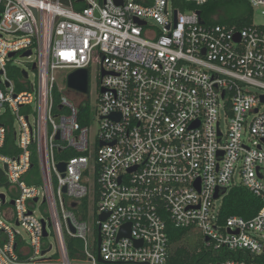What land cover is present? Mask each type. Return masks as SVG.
<instances>
[{
    "label": "built area",
    "instance_id": "2783aa9c",
    "mask_svg": "<svg viewBox=\"0 0 264 264\" xmlns=\"http://www.w3.org/2000/svg\"><path fill=\"white\" fill-rule=\"evenodd\" d=\"M207 2L0 0V187L17 191L0 194V264H167L169 224L207 249L264 254V27L205 23ZM27 51L35 83L14 66ZM91 66L95 107L56 77ZM233 187L261 202L253 218L220 221Z\"/></svg>",
    "mask_w": 264,
    "mask_h": 264
},
{
    "label": "trees",
    "instance_id": "16d2710c",
    "mask_svg": "<svg viewBox=\"0 0 264 264\" xmlns=\"http://www.w3.org/2000/svg\"><path fill=\"white\" fill-rule=\"evenodd\" d=\"M175 5L182 8L194 9L193 5H183L181 0H176ZM200 16L205 23L235 25L239 28L252 24L253 10L248 0H208L199 7ZM18 72L11 70L10 76ZM13 143V135L9 133L6 138V147ZM4 149L2 152L6 153ZM59 158V156H57ZM29 175H38V166L33 164ZM38 183V181H35ZM87 199L81 203V210H85ZM262 207L261 202L255 198L244 187H233L229 189L222 199L219 213L220 221L224 222L230 216H239L244 219L253 218ZM96 231V229L94 230ZM192 231L187 229H176L170 224L167 228L168 236V261L167 264H215L226 260H244L254 264H264V254L257 258L243 251H231L227 248L217 250L207 249L205 246L195 245L189 248L188 236ZM69 256L74 258L80 249V241L66 238Z\"/></svg>",
    "mask_w": 264,
    "mask_h": 264
},
{
    "label": "rangeland",
    "instance_id": "374dc122",
    "mask_svg": "<svg viewBox=\"0 0 264 264\" xmlns=\"http://www.w3.org/2000/svg\"><path fill=\"white\" fill-rule=\"evenodd\" d=\"M149 24H154V22L152 20L149 21ZM252 24L255 26H263L264 27V16L261 14L260 9H254L253 11V17H252ZM21 54H18L14 57V66L16 68L19 69V71L21 70H25L26 72L29 73V80L32 83L36 82V78H35V73L31 70V65L28 64L31 61H34L35 56H33L31 58V60H26L25 58L20 57ZM89 76H88V81H89V104L92 107H95L97 104V98L99 95V90L97 89L98 83H99V78H98V70L96 67L91 66L89 68ZM70 74V72L68 71H58L56 73V77H58L59 81H61L63 79V85H65V79L66 77H68V75ZM225 124L222 123L221 128L222 130H225ZM13 126L16 129L17 128V122L14 121L13 122ZM98 128H97V123L94 122L91 126V130H90V138L91 141L92 139L95 140V136L97 134ZM263 175H264V170L262 171ZM4 183V182H3ZM17 191L12 188V187H5L2 186L0 187V194L5 195L6 201L8 203H10V201L15 198L17 196ZM221 201L216 202V205L219 206ZM90 205L92 206V202L90 203ZM35 213L38 217L45 215V205H42L41 202H39L35 207H34ZM8 223H12V222H8ZM93 223V227H94V219L90 218L89 219V224L92 225ZM20 229V228H19ZM96 228H94L95 230ZM21 234L22 237L24 238V240H27V234L24 233L21 229ZM48 232H49V236L48 239H44L43 243L44 244H50L53 245V249H56L57 247V242H56V237L55 235H53L51 228L48 227ZM96 238V233L94 231V235H91V238L89 240H93ZM187 245L189 248H193L195 247V245L198 246H204V241L201 238V235H199V233H197L196 231H192V233H190V235L188 236L187 239ZM97 250V245H95V247L93 249H91V252L96 253Z\"/></svg>",
    "mask_w": 264,
    "mask_h": 264
},
{
    "label": "water",
    "instance_id": "95a60500",
    "mask_svg": "<svg viewBox=\"0 0 264 264\" xmlns=\"http://www.w3.org/2000/svg\"><path fill=\"white\" fill-rule=\"evenodd\" d=\"M61 3L67 5L68 4V0H60ZM118 4H121V2H119ZM140 24H144L143 22L138 21ZM31 52L27 51L25 53H23L21 55V57H27L30 56ZM14 54H10L9 56L12 57ZM32 69H34V66L32 67ZM23 74L24 77H27V73L25 71L21 72ZM67 88L73 91H77L79 93H83V94H87L88 93V87H89V82H88V71L85 69L82 70H76L73 71L72 73H70L67 77ZM264 101V98H263ZM57 168L60 172H64L65 171V163H59L57 164ZM0 176H2V172H0ZM63 176V175H62ZM5 187H7V184L4 185ZM63 191H65V189H63ZM224 193V192H223ZM218 193H215L214 195V199L218 198ZM2 198H4L3 196H1ZM37 200L35 199L34 202H36ZM11 204H13V202H10ZM104 216H101L100 219H104ZM43 237L45 238L47 236V232L45 230V224L43 222ZM71 231L74 232V230L71 228ZM98 231V239H97V248L99 247L100 244V228L97 229ZM207 240V239H206ZM42 254H45V251L42 252ZM100 261V259H99Z\"/></svg>",
    "mask_w": 264,
    "mask_h": 264
},
{
    "label": "flooded vegetation",
    "instance_id": "af4514ba",
    "mask_svg": "<svg viewBox=\"0 0 264 264\" xmlns=\"http://www.w3.org/2000/svg\"><path fill=\"white\" fill-rule=\"evenodd\" d=\"M89 82V81H88ZM88 90H89V87H88Z\"/></svg>",
    "mask_w": 264,
    "mask_h": 264
}]
</instances>
